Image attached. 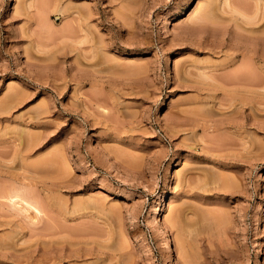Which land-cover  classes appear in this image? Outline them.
Returning <instances> with one entry per match:
<instances>
[{
    "label": "rangeland",
    "instance_id": "rangeland-1",
    "mask_svg": "<svg viewBox=\"0 0 264 264\" xmlns=\"http://www.w3.org/2000/svg\"><path fill=\"white\" fill-rule=\"evenodd\" d=\"M253 26L264 0H0V264H264Z\"/></svg>",
    "mask_w": 264,
    "mask_h": 264
},
{
    "label": "bare ground",
    "instance_id": "bare-ground-1",
    "mask_svg": "<svg viewBox=\"0 0 264 264\" xmlns=\"http://www.w3.org/2000/svg\"><path fill=\"white\" fill-rule=\"evenodd\" d=\"M29 6H32V5L29 4ZM253 18H256V16L253 17ZM252 20H253V19H252ZM254 20H255V19H254ZM251 22H253V21H251ZM257 23H258V22H257ZM251 25H252V23H251ZM253 27H255V26H253ZM261 27H263V26H261ZM251 29H252L253 32H255V33L258 32L257 34H259V35H257V34L254 35V39H255V41H260V42H261V41H264V35H263V34H264V31H263L264 28H263V30H262V28H259V26H258V27H255V28H252V27H251ZM259 32L262 33V34H260ZM253 34H254V33H253ZM252 38H253V37H252ZM262 78H263V77H262ZM263 79H264V78H263ZM17 193H18V192H17ZM9 194H10V193H9ZM16 195L19 196V194H16V192H15V195H14V193H13V195L10 194V195H8V196H9V198H10V196H11V197L15 196V197H13V198H16V197H17V199L20 200V201H22V200L24 201V199L27 200L26 198H23L22 195H20V196H22V197H18V196H16ZM11 199H12V198H11ZM11 199H9V200H11ZM18 200H17V202H19ZM13 201H15V199H13ZM13 203H14V202H13ZM25 203H26V202H25ZM28 205H29V204H28ZM153 219H154V218H153ZM152 221H153V220H152ZM161 232H162L161 235L164 236L163 252L167 253V254L171 257L172 255H171V252H170V247H169V245H168V242L166 241V237H165V235H164V231H161Z\"/></svg>",
    "mask_w": 264,
    "mask_h": 264
}]
</instances>
